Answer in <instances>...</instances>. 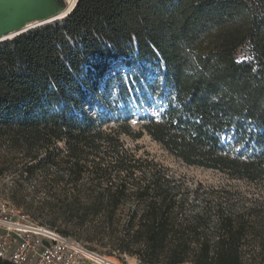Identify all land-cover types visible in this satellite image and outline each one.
<instances>
[{"label": "trees", "instance_id": "16d2710c", "mask_svg": "<svg viewBox=\"0 0 264 264\" xmlns=\"http://www.w3.org/2000/svg\"><path fill=\"white\" fill-rule=\"evenodd\" d=\"M92 53L97 79L108 60H163L165 108L144 131L187 165L256 180L264 0H78L63 20L0 44V175L16 174L13 199L30 196L141 264H264V197L191 189L124 149L106 116L84 113L93 87L81 61ZM249 123L257 132L244 157L224 137Z\"/></svg>", "mask_w": 264, "mask_h": 264}, {"label": "rangeland", "instance_id": "374dc122", "mask_svg": "<svg viewBox=\"0 0 264 264\" xmlns=\"http://www.w3.org/2000/svg\"><path fill=\"white\" fill-rule=\"evenodd\" d=\"M71 1L48 0L47 6L42 9L44 10L42 11L43 18L64 11L66 4L68 7ZM72 45L75 46L73 43ZM133 56L114 59V61L108 60L106 73L98 79L96 78L97 72L90 65L95 61L100 62L102 58L94 53L90 54L89 57L82 56L81 68L84 71V78L92 79L89 83L93 87L92 90H86L82 107L84 113L93 119L106 116L104 119L107 122L103 125V129L106 132L119 130L124 149L129 150L137 159L154 163L166 169L170 176L183 181L191 189L196 190L199 187L213 190L225 189L238 192L244 196L264 197V173L256 180L239 179L217 170L187 165L163 149L160 144L152 139L149 133L144 131L143 128L149 120L160 118L159 116L165 108V103H162L164 94L162 92L166 69L163 60L159 62L147 59L140 60L136 55ZM135 75L140 77L138 83L134 80ZM149 84L157 89L160 86L159 93L153 91ZM255 128V125L249 123L238 133L231 131L224 137V143L244 157L246 154H252L250 149L251 146L254 147L253 137L257 132ZM126 130L129 131V134L122 132ZM60 147L66 149L64 143L60 144ZM104 147H107V144L102 146V148ZM16 179V174L11 172L0 175V202H9L38 224L42 223L49 227L54 225L53 228L58 231L69 232L72 239L85 247L96 250L103 256L105 255V259L109 263L141 264L137 258L135 260L126 254L113 253V248L105 240L90 235L85 228L74 223L69 224L63 217L39 208L37 203L31 202L30 196L21 202L13 199L12 194L16 186L14 184ZM24 185L22 187L23 195H30L34 192L33 181L26 182ZM39 195L41 194L39 193ZM93 260L95 263L101 264L98 261L102 259L94 257Z\"/></svg>", "mask_w": 264, "mask_h": 264}, {"label": "built area", "instance_id": "2783aa9c", "mask_svg": "<svg viewBox=\"0 0 264 264\" xmlns=\"http://www.w3.org/2000/svg\"><path fill=\"white\" fill-rule=\"evenodd\" d=\"M105 264V255L30 219L9 202H0V260L11 264Z\"/></svg>", "mask_w": 264, "mask_h": 264}, {"label": "bare ground", "instance_id": "6f19581e", "mask_svg": "<svg viewBox=\"0 0 264 264\" xmlns=\"http://www.w3.org/2000/svg\"><path fill=\"white\" fill-rule=\"evenodd\" d=\"M77 0H72L64 11L43 18L42 9L47 6L48 0H7L0 2V11L8 12V16L0 21V43L4 40H12L22 31L37 27L52 21L62 19L67 11L72 9ZM101 264L102 260L98 261Z\"/></svg>", "mask_w": 264, "mask_h": 264}, {"label": "water", "instance_id": "95a60500", "mask_svg": "<svg viewBox=\"0 0 264 264\" xmlns=\"http://www.w3.org/2000/svg\"><path fill=\"white\" fill-rule=\"evenodd\" d=\"M77 1H78V0H77ZM77 1H76L75 4L73 5L72 9H70L69 11H67L64 15L67 16L68 14H70V13L75 9V6H76ZM0 2H6V1H4V0H0ZM8 15H9L8 12L0 11V21H1L2 19H4L5 17H7ZM66 16H64V18H65ZM64 18H62V19H54V20H52V21H48L47 23H45V24H43V25H40V26H37V27H33V28H38V27H42V26L48 25L49 23H52V22L61 21V20H63ZM33 28H28V29L22 31L21 33H19V34H17V35H20V34H22V33H25V32H27V31H29V30H33ZM16 37H17V36H16ZM4 41H6V40H4ZM1 42H3V41H1ZM0 44H1V43H0Z\"/></svg>", "mask_w": 264, "mask_h": 264}, {"label": "snow or ice", "instance_id": "6c2138e0", "mask_svg": "<svg viewBox=\"0 0 264 264\" xmlns=\"http://www.w3.org/2000/svg\"><path fill=\"white\" fill-rule=\"evenodd\" d=\"M157 122H159V121H157ZM229 139H231V137H229Z\"/></svg>", "mask_w": 264, "mask_h": 264}]
</instances>
